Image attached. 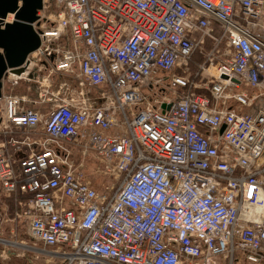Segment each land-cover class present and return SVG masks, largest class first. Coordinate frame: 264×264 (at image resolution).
Instances as JSON below:
<instances>
[{
	"label": "built area",
	"instance_id": "1",
	"mask_svg": "<svg viewBox=\"0 0 264 264\" xmlns=\"http://www.w3.org/2000/svg\"><path fill=\"white\" fill-rule=\"evenodd\" d=\"M37 17L1 81L0 262L264 264V0H42Z\"/></svg>",
	"mask_w": 264,
	"mask_h": 264
},
{
	"label": "water",
	"instance_id": "2",
	"mask_svg": "<svg viewBox=\"0 0 264 264\" xmlns=\"http://www.w3.org/2000/svg\"><path fill=\"white\" fill-rule=\"evenodd\" d=\"M41 8L42 0H0V19L15 15L12 24L0 28V89L6 72L20 76L27 56L38 48L40 41L31 24Z\"/></svg>",
	"mask_w": 264,
	"mask_h": 264
},
{
	"label": "rangeland",
	"instance_id": "3",
	"mask_svg": "<svg viewBox=\"0 0 264 264\" xmlns=\"http://www.w3.org/2000/svg\"><path fill=\"white\" fill-rule=\"evenodd\" d=\"M54 12L53 8L45 10V16H50ZM208 49V48H207ZM199 55H195L193 57V63L190 65V69L193 72L195 70V63L199 62L200 60ZM66 78V76H64ZM25 92V85L23 83H19V86L16 88L15 92ZM85 164L87 165L86 173L92 184L100 191L104 190V188L110 186V179L104 175H102L99 172H96V166L97 162L90 158V160H85ZM24 236H22L23 238ZM26 262L23 261L22 258L16 259V258H11V261H6V263H1L0 264H25ZM34 264H45V262L41 260H34Z\"/></svg>",
	"mask_w": 264,
	"mask_h": 264
},
{
	"label": "crops",
	"instance_id": "4",
	"mask_svg": "<svg viewBox=\"0 0 264 264\" xmlns=\"http://www.w3.org/2000/svg\"><path fill=\"white\" fill-rule=\"evenodd\" d=\"M51 79L55 82V84H57V82H60V81L64 80L67 83V86H68L69 90L70 89L72 90L74 88V85H75L73 77L71 78L69 76H66V78H64V76H52ZM20 82L25 85V92L24 93L22 92V90H21V92H15L16 88L19 86ZM54 82H53V84H54ZM28 87L31 88L30 95L34 96L33 93H34L35 89L37 88V85L34 82L27 83V82L22 81V80L17 82L16 86L14 87V93L17 94V95H26V94H28V92H27V88Z\"/></svg>",
	"mask_w": 264,
	"mask_h": 264
}]
</instances>
